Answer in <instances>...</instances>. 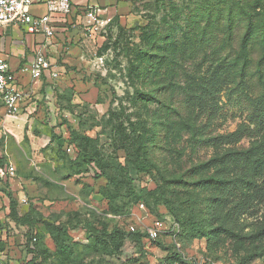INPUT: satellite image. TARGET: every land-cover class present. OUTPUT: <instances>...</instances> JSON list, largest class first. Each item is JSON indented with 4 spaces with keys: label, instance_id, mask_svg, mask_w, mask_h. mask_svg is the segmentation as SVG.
I'll use <instances>...</instances> for the list:
<instances>
[{
    "label": "rangeland",
    "instance_id": "1",
    "mask_svg": "<svg viewBox=\"0 0 264 264\" xmlns=\"http://www.w3.org/2000/svg\"><path fill=\"white\" fill-rule=\"evenodd\" d=\"M129 2L122 17L92 31L68 19L48 41L52 70L27 79L20 119L0 124V162L17 168L0 183V264H264V194L249 199L237 180L194 184L211 174L235 178L249 165L228 159L193 170L227 148L264 142L259 44L241 74L233 59L244 19L228 36L224 20L207 28L200 18L210 4L224 15L243 5L258 13L264 0ZM137 152L158 170L136 173ZM255 180L264 188V175ZM130 184L156 188L145 222L159 219L164 231L142 242L121 235L104 249L97 232L141 214L130 209Z\"/></svg>",
    "mask_w": 264,
    "mask_h": 264
},
{
    "label": "trees",
    "instance_id": "2",
    "mask_svg": "<svg viewBox=\"0 0 264 264\" xmlns=\"http://www.w3.org/2000/svg\"><path fill=\"white\" fill-rule=\"evenodd\" d=\"M218 5H220V3H218ZM218 8L220 10L219 6ZM213 11H214L213 6H211L210 4V6L207 9H205V11L201 12L200 18L204 20V22L207 25V28H212V27L215 28L220 23L225 21L224 29L225 32L228 34V36L233 35L236 29L235 23L237 19L238 20L244 19L243 20L245 23L244 32L240 41L239 53L237 54L236 58L233 59L234 66L240 65L239 71L241 74L243 73V71L248 67V64L250 62L249 53L251 46L253 42L256 41L259 44L262 53L261 59L256 68V72H257L258 80L261 82V84L264 87V69H263L264 68V9L256 13L254 10H250L243 5L237 8L234 6L230 7L228 10H226L227 11L226 15H224L225 11H218L216 13ZM116 18H118V16L114 17L113 21ZM139 53H142L144 56L149 54L147 50L146 51L142 50ZM219 62L216 65L217 66L216 71H218L222 66L221 63ZM215 76H217V73ZM187 127L189 129H192V127L189 125H187ZM136 155L140 156L138 157L139 159L132 160V165L136 173H151L153 168L158 170L155 164L150 163L147 156L141 155L139 154V152H137ZM228 159H231L233 162L238 164H248L249 165L248 171L247 172L242 171L235 178H231V179L225 176H220V175L216 176L214 174H211L206 178H201L197 180L194 184L208 188H210V186L221 188L222 186H226L232 182L235 183L237 180L235 185L240 190H242L244 194H246V192L244 191L243 188H246L248 190L247 192H249L248 193L249 199H253L258 194H264V188L257 185V182L255 180L256 177H260L264 175V142H257L252 147L246 150L227 148L221 155L211 157L209 160L195 166L193 170L200 172L201 168L202 169L208 168L211 165L220 162L225 163ZM97 177H101V175H97ZM106 177H107V185L109 187L112 185L115 187L117 186V184L113 181V178L109 176L108 173H106ZM129 179L132 184L134 182V179H132L131 177ZM181 180L182 177H179L178 182H181ZM4 183H8V181ZM131 184H130L129 195L132 197L133 201L130 209L140 203H144L146 208L149 210L150 199L152 198V195L155 193L156 188L151 189L147 186H143L141 189L137 190L135 189V187L131 186ZM214 194L215 193L212 192V195ZM214 200L216 203V197L213 199V203ZM209 201L211 204L212 203L211 197L209 198ZM221 201H223V199H221ZM10 206L12 208V213L17 215V209H16L17 201L15 199L11 200ZM209 206L210 205H208V207ZM88 226H90L91 227L90 229H92L91 222H88ZM96 234H97L96 236L94 235L96 237V241H98L96 243H98V246L100 244L103 245L104 249H107L109 247L110 242L115 244V240L118 239V237L121 235H126V234L130 235L139 242L148 239L146 232L140 229L135 232H132L128 229L127 225L126 228L115 226L110 230H108V228L105 226ZM60 248L62 249V251H71V245L67 243H61ZM26 264H42V263L37 261L36 258H31V260H29Z\"/></svg>",
    "mask_w": 264,
    "mask_h": 264
},
{
    "label": "built area",
    "instance_id": "3",
    "mask_svg": "<svg viewBox=\"0 0 264 264\" xmlns=\"http://www.w3.org/2000/svg\"><path fill=\"white\" fill-rule=\"evenodd\" d=\"M36 0H0V28L7 24H23L30 35L42 34L46 41L56 35V22L67 23L73 10L72 0H48L47 11L44 14L34 15L31 11ZM114 17L105 16L101 8L90 5L84 10L86 30L92 31L95 27H104L112 22ZM52 70V63L43 46L35 49V56L30 65L20 70L13 69L4 56L0 53V99L3 104V113L0 114V124L4 127L9 121H17L23 112L28 89L25 88L22 77L28 75L30 81H37ZM70 151V149H68ZM17 175V168L13 162L0 163V183L11 181ZM27 202V197L21 199ZM140 209L137 221L127 220V227L135 232H146L147 238L156 240L164 231V222L154 220L146 223L149 210L144 203L135 206ZM133 220V219H132Z\"/></svg>",
    "mask_w": 264,
    "mask_h": 264
},
{
    "label": "crops",
    "instance_id": "4",
    "mask_svg": "<svg viewBox=\"0 0 264 264\" xmlns=\"http://www.w3.org/2000/svg\"><path fill=\"white\" fill-rule=\"evenodd\" d=\"M47 1L48 0H36L31 7L32 13L34 15L46 13ZM72 3L73 10L68 19L72 17L76 20H84V10L90 5L101 8L105 16L112 17H122L130 5L129 0H72ZM65 24L66 23L64 22H56V29H64L63 26ZM40 46H43L47 52L48 41H46L45 36L42 34H28L25 26L21 23H11L0 28V53L4 56L9 64L11 61L14 63V66L11 64L10 66L17 71L25 66L30 65L34 59L35 49ZM27 79H29L28 75H24L22 77V80L25 83V88L29 90L28 82L30 79L29 81H27ZM1 113H3L2 101L0 114Z\"/></svg>",
    "mask_w": 264,
    "mask_h": 264
}]
</instances>
